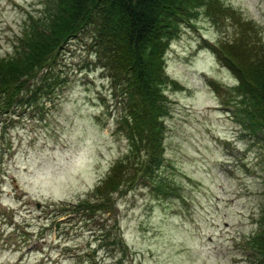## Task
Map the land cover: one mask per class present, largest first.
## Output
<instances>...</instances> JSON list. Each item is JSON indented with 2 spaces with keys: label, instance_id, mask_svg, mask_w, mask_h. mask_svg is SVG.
<instances>
[{
  "label": "rangeland",
  "instance_id": "374dc122",
  "mask_svg": "<svg viewBox=\"0 0 264 264\" xmlns=\"http://www.w3.org/2000/svg\"><path fill=\"white\" fill-rule=\"evenodd\" d=\"M222 1L264 39V0ZM46 2L0 0V57ZM236 31L233 20L218 26L204 14L184 24L166 60L178 82L166 92L170 186L126 187L111 196L110 212L75 204L130 143L90 36L72 39L56 64L66 82L0 115V264H263L247 241L264 214V142L243 135L238 113L224 107L236 75L215 43Z\"/></svg>",
  "mask_w": 264,
  "mask_h": 264
},
{
  "label": "trees",
  "instance_id": "16d2710c",
  "mask_svg": "<svg viewBox=\"0 0 264 264\" xmlns=\"http://www.w3.org/2000/svg\"><path fill=\"white\" fill-rule=\"evenodd\" d=\"M44 7L42 18L26 25L14 52L0 57V115L36 103L39 92H54L66 82L56 74L61 51L72 39L90 36L88 49L119 99L118 128L130 144L88 197L75 204L79 208L110 212L111 196L126 187L170 186L162 172L168 161L166 92L178 82L166 72L167 53L184 24L193 25L200 15L218 26L230 19L237 26L233 36L215 42L219 57L236 75L228 91L233 102L224 107L238 113L232 119L241 124L243 135L264 142L262 32L222 0H47ZM260 218L259 230L247 243L264 264V214ZM113 241L123 244L121 235Z\"/></svg>",
  "mask_w": 264,
  "mask_h": 264
}]
</instances>
